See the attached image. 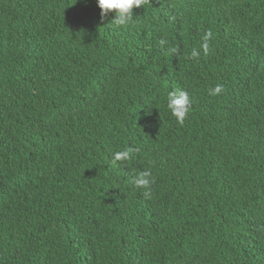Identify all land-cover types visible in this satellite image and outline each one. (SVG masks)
Listing matches in <instances>:
<instances>
[{"label":"trees","instance_id":"1","mask_svg":"<svg viewBox=\"0 0 264 264\" xmlns=\"http://www.w3.org/2000/svg\"><path fill=\"white\" fill-rule=\"evenodd\" d=\"M133 14L0 0V264H264V0Z\"/></svg>","mask_w":264,"mask_h":264},{"label":"clouds","instance_id":"2","mask_svg":"<svg viewBox=\"0 0 264 264\" xmlns=\"http://www.w3.org/2000/svg\"><path fill=\"white\" fill-rule=\"evenodd\" d=\"M98 7L101 9V18L103 19L109 13H114L112 20L113 25L118 28H127L133 23L134 14L133 10L138 8H144L145 5L151 3V0H97ZM171 19H175L172 17ZM212 32L208 31L202 37L201 48L205 54L208 53L210 48V40L212 38ZM168 53L178 54V49L170 45L169 41L165 38L159 39V46L161 49H165ZM191 58L197 60L200 57V50L193 49L191 51ZM224 89L222 84H217L214 88L210 89L209 94L212 96L219 95ZM192 98L185 90L177 89L167 94V108L171 114L176 118L179 125L183 126L187 116L192 108ZM132 158V150L127 149L124 151H118L113 154V163L118 161H128ZM155 183V179L150 170H144L138 172L134 177V184L137 188L144 190V195L149 196L151 194V187Z\"/></svg>","mask_w":264,"mask_h":264}]
</instances>
